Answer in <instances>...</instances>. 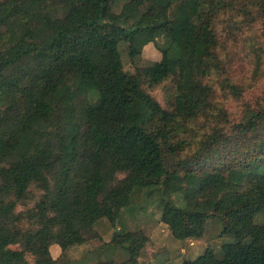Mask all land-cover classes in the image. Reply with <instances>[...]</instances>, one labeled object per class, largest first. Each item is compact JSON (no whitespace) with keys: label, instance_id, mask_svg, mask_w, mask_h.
<instances>
[{"label":"trees","instance_id":"1","mask_svg":"<svg viewBox=\"0 0 264 264\" xmlns=\"http://www.w3.org/2000/svg\"><path fill=\"white\" fill-rule=\"evenodd\" d=\"M257 23L264 0H0V264H82L64 254L102 220L92 264H138L148 237L125 214L151 206L177 240L218 224V251L183 264H264V105L231 118L215 99L244 92L219 27ZM149 43L161 57L141 62Z\"/></svg>","mask_w":264,"mask_h":264},{"label":"rangeland","instance_id":"2","mask_svg":"<svg viewBox=\"0 0 264 264\" xmlns=\"http://www.w3.org/2000/svg\"><path fill=\"white\" fill-rule=\"evenodd\" d=\"M262 27L261 24L257 23L252 28L243 30L236 37L227 36L222 26L218 29V35L221 37L222 58L228 62L231 77L244 88L243 94L239 100H236L226 90H221L219 84L215 85V99L219 106L227 110L231 118L239 116L242 103L255 104L259 102L264 105V63L260 73L255 76L254 54L251 52L255 44L264 50ZM249 38L255 44L250 43ZM141 57V62H147L158 60L161 55L155 46L149 43L143 47ZM125 68L131 69L129 63L126 64ZM152 93L162 105H167V97L162 87L155 88ZM98 94L96 89H91L88 92V97L90 100H95L98 98ZM124 224L129 230L141 228L148 237L138 264H183L186 260L194 259L207 246L218 251L221 242L224 240L222 236H219L220 228L213 220L208 221L202 238L177 240L171 235L167 225L160 220L159 210L152 206L148 207L145 212H138L133 215L125 214ZM95 231L97 233L95 238L90 239L85 244L70 248L65 252L64 257L73 262L84 260L82 264H92L97 258L95 253L99 252V247L111 239L113 228L107 221L102 220L95 227ZM11 247L18 248L19 246L12 245ZM51 252L54 257L59 256L60 247L58 245L52 246Z\"/></svg>","mask_w":264,"mask_h":264}]
</instances>
